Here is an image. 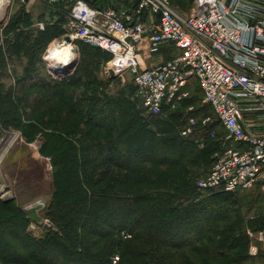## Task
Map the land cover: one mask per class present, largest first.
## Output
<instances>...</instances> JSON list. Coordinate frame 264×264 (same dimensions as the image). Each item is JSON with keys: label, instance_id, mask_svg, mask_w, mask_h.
I'll list each match as a JSON object with an SVG mask.
<instances>
[{"label": "rangeland", "instance_id": "obj_1", "mask_svg": "<svg viewBox=\"0 0 264 264\" xmlns=\"http://www.w3.org/2000/svg\"><path fill=\"white\" fill-rule=\"evenodd\" d=\"M119 1L120 0H115L113 4L109 5H117L119 3L116 2ZM124 3L125 2L123 0L122 4L124 5ZM18 5V9L22 8L19 10L21 14L23 11L27 12L30 14L29 16H31L30 19H26L25 21L23 18H18L15 22L13 21L10 23L8 31H2L6 23L8 21L11 22L10 18L14 14L13 11L18 7ZM172 5L178 12L186 14L190 12L192 0H172ZM69 9L70 4L66 2L56 3L47 2L45 0H31L29 4H25L20 0H9L3 12L0 14V50L5 52L8 50V52L10 51L12 55L10 66L8 68L9 77L4 78V83L11 85L14 83L13 80L16 74L20 75L28 70L31 72L27 80L21 81L18 87L19 90H17V96L21 97L22 102L18 103L16 106L17 108L21 107L24 109V113H22L23 116L18 115L17 123H21L23 125H18L19 130L12 126L3 129L1 128V125L4 123L2 119L7 121L10 118V123L12 125L16 124V120L14 119V116H12L13 113H6L2 116L0 115V124L2 123L0 125V138L3 140L1 142L2 144H0V149L6 145L5 143L8 139L18 135L19 133L21 135V129L25 132L31 130L32 123H28L27 118H29L28 120L36 121L40 119V129L34 130L33 132L30 131L32 132L30 136L33 139L32 144L35 149H40L42 144H46L47 153L51 156L50 158L49 156L42 155V165L47 168V184L45 185L44 182H42L40 189L41 195L32 197L33 200H25L29 197L28 194L18 192L16 195L15 191H13L11 187L6 185L0 186V264H62L63 262H65L64 264H73L67 255V259L62 257L64 256V253L60 252V250L56 248L55 244H51L46 241V246L48 247H44L41 244L42 242L38 243L35 241V243L31 240L33 238L39 239L44 236L46 237L47 231H49L50 228L56 231L55 226L52 225L50 217L47 216V212L51 209L50 212L52 215H56L57 211H60L59 209H61L58 205L57 207L55 206L57 197L54 194L55 190L52 181L53 170L55 167L59 169V165L54 166V162L55 159L58 160V156L61 157V155L56 156L60 147L65 148L72 142H81L82 145H85L82 149H86L88 152L90 151V154L93 153L92 155H94V140L98 142L99 140H104L108 144L111 143L112 146L114 145L113 147L114 150L116 147V153H120L119 155H122V144L124 146L127 144L131 147H137L143 151L145 155L141 153V157L146 155L150 156L149 161L140 163V166H143L145 170H155V172L167 173L171 170V160L179 157L177 153H179L181 148L184 146L181 145V148H179L172 142L169 143L170 141L168 140L170 137H174L176 139L178 134L177 130L182 127L180 123L181 115H178L176 120L175 117L172 119V122H174L173 126L172 124L168 126L167 124H163V122L159 121V117L147 114L142 108L141 100L136 95L132 77L127 73L123 76L117 77H111L105 74L103 67L104 61L93 57V55L87 56L85 53L83 54L79 51V47L77 45L78 41L71 38L70 30L66 25V22L63 25L65 33L52 40L44 48L40 56L35 55L32 62H29L25 58L24 53H28L29 51L26 43L29 40L31 33L34 32L36 28H39L37 25V22H39L38 15H43V20L41 21L43 24L45 22H53L57 20L60 14H64V18L67 20ZM19 19H22V22H17ZM29 22L31 23V25L28 26L29 28L26 26L25 28H22V25H19ZM64 44L73 50L75 57L70 62L64 64V67L68 65L64 72L58 73L57 71L52 70L55 69L51 66L54 64V61L47 59L46 54L48 50H51V48L54 47V45ZM175 53L176 51H173L160 61L163 62L170 59ZM38 70L40 71L38 72ZM74 70H76V76L71 77ZM38 76H40V78H38ZM52 78L55 80H62L61 82L64 83L58 88L57 92L60 91V95H56V92L53 90H47L54 87L53 85L51 86V83L49 82V79ZM74 79L77 80L76 84L70 85V82ZM30 84H32L31 87L28 86ZM189 91V98L181 103V106L183 107L182 109H184L185 106L190 105L199 107L201 104V91H199L196 84L190 86ZM36 93H38L40 98L43 96L42 100L46 99V97L47 100L40 111L38 110L34 112L35 102L33 101V97ZM73 93H78L79 98L80 96L82 97V99L80 98L78 101H83L82 103L78 102L75 106L76 112L68 109L69 105L71 106V101L66 98L68 94ZM88 93L93 94V98L95 96L94 100L91 99V102L85 99V96ZM132 104H134V106ZM202 109L204 116H209L213 122H216V119H214V113L210 110V108L205 106L202 107ZM135 111H137V113ZM86 112L87 116L83 118V114ZM91 113L93 114L88 116ZM134 116L140 117L141 120L136 119ZM95 122L102 123L101 125L105 126L104 129L98 130L100 137H95L92 134H90V136H85V132L80 130V128H84L87 132V129H89L88 125L92 126ZM147 123L150 125H146ZM147 126L150 129L152 128L158 134H153L154 136L150 135L148 130L145 128ZM216 129L219 130V132L221 130L218 127H216ZM39 131L42 133L40 134ZM205 140L206 137L200 135L199 133L196 140H194L197 145L194 144V149L190 148L194 150L195 153L186 152L185 157L178 161H181L182 163L190 161V159L196 155V150L204 147ZM76 147H78L77 144ZM107 153L108 150L103 149L101 162L106 160ZM123 156L125 159H129L127 154L123 153ZM203 156V161H205L204 163L201 162L200 164V161H196L195 164L190 165L191 167H189V169L194 172V177L204 173L210 166L209 155L207 154L206 156ZM133 157L137 158L139 156L136 155ZM117 159L119 160V158ZM69 165L72 166L73 163H66L65 172L68 174H70L71 171ZM106 167L110 168L111 172L106 175L103 182L98 184L96 187L97 190L107 183H111V181L114 184L116 180H119V175L124 173L123 170L118 169L116 166H113L110 163H104L95 171L94 176L98 175L100 171L104 170ZM67 177L70 178V175H67ZM153 178L154 176L148 181H151V184L146 182L143 187L147 189L151 188V186L155 183V181L152 180ZM32 186L38 187V183L34 185L33 181ZM14 196H17V200H13ZM231 198L239 204L238 207L234 206V203L228 205L225 202L217 201L214 203L215 209L211 214L217 215L220 211L219 208H223V211H227L232 215L230 222H233V216L235 214H240V217L243 219V225L241 228H238L234 234L236 235L240 231L241 236L238 238H245L247 242L245 252L238 253L237 251L239 249L225 253L184 252V257L180 258L178 261L179 264H264V239H258V231L264 230V187L262 188L259 186L246 191H238L236 193H232ZM41 201L45 203V206L37 212L42 219L41 223H37L29 219L26 208ZM1 203L6 204L8 209L2 210ZM20 205L22 208H20ZM52 205L53 207H51ZM230 210H234V212ZM18 213H21L20 216L23 218L24 223L27 224L25 229L16 226V221L18 220L17 217H20ZM140 213L141 211L135 209L134 207L129 212L126 210V215L128 214V222L123 221V216L122 221L120 220L119 223H124L127 228H123L120 230L121 232L119 231L120 233L115 234L114 236L101 237L99 245L97 249H95L96 252H99V255L103 257L108 254V252L114 250V252L108 257L109 260H111V264H118L119 262L120 264L129 263L131 260L129 256L124 257L122 262L119 257H122L125 245L128 246L130 243H134L132 238H130L132 237V228L133 232L136 233L141 232L142 229L144 231V228L141 229L139 227H135L137 222H141V226L145 224L142 223L145 219V215H143V217L141 215L140 217ZM115 215L117 216L114 217ZM119 215V213L113 214L111 215L112 217L107 220H115L117 217L121 218ZM207 215L209 217V214ZM57 219H59V217H57ZM12 220H14L13 222L15 224L8 223ZM68 220L72 222V229L75 233L77 232L78 235L81 230H79L77 226L82 220L80 211L78 212L77 210H73L72 212L71 209ZM112 221L113 220H111V222ZM92 223L93 222L91 220L87 221V225L85 227L87 228V226H91L90 224ZM105 224H107V222L103 223L101 226L102 228L100 227L101 232H110V229L106 227ZM115 224H118V222ZM118 237H121L124 243L122 246L117 245L115 247L113 245L114 242H116L114 238L117 239ZM39 244H41V246ZM67 246L69 250L73 249L71 243H68ZM101 249H106L108 252H100ZM115 256L118 258H116V262L113 263L112 258L115 259ZM87 262L90 263V261Z\"/></svg>", "mask_w": 264, "mask_h": 264}, {"label": "built area", "instance_id": "obj_2", "mask_svg": "<svg viewBox=\"0 0 264 264\" xmlns=\"http://www.w3.org/2000/svg\"><path fill=\"white\" fill-rule=\"evenodd\" d=\"M45 1L70 4L71 38L109 52L105 74H129L147 114L177 110L196 84L201 104L185 106L179 133L195 138L205 132L220 145L196 181L199 190L264 187V0H193L186 14L171 0ZM166 46L176 51L170 59L145 62ZM203 106L216 122L203 115Z\"/></svg>", "mask_w": 264, "mask_h": 264}, {"label": "trees", "instance_id": "obj_3", "mask_svg": "<svg viewBox=\"0 0 264 264\" xmlns=\"http://www.w3.org/2000/svg\"><path fill=\"white\" fill-rule=\"evenodd\" d=\"M21 9L22 8L18 9L12 15L10 18L11 22L8 21L2 31H8L10 23L13 21L15 22L18 18H23L25 21L26 19H30V14L25 11L21 14L19 11ZM64 17V14H60L57 20L53 22H45L42 29L36 28V30L31 33L29 40L26 43L29 51L28 53H24L25 58L29 62L34 60L35 55L40 56L44 48L52 40L65 33L63 25L66 20ZM38 19L39 21H42L43 15L39 14ZM17 22H22V19H19ZM19 25H22V28H25V26L29 28L28 26H30L31 23H22ZM77 45L79 47V51L83 54L85 53L87 56L93 55V57L99 58L104 62L109 60L111 57L109 52L102 50L99 47L92 45H90L92 46L90 47L89 44L79 40ZM11 57L12 55L10 51L8 52L7 50L5 52L0 50V115L2 116L6 113H13L12 116H14L16 124L12 125L9 118L7 121L2 119L4 123H1L2 125H0L3 129L12 126L19 130L18 125L21 123H17V118L18 115L23 116L22 113H24V109L21 107L17 108L16 106L18 103L22 102L21 97L17 96V90H19L18 87L21 81L27 80L31 72L30 70H23L25 72L22 74H16L15 77L13 76L14 83L11 85L4 83V78L9 77L8 68L10 66ZM39 71L40 70H38V72ZM75 74L76 70L72 72L71 77L76 76ZM38 78H40V76H38ZM61 81L62 80H55L53 78L49 79L51 86L53 85L54 87L47 90H53L56 92V95H60V91H57L58 88L64 84ZM76 82L77 80L74 79L70 82V85H75ZM31 85L32 84L28 86L31 87ZM78 93L68 94L66 97L69 101H71V106L67 103L69 105L68 109H71L73 112H76L75 106L77 103L83 102L81 100L78 101L80 98L82 99L81 96L79 98ZM33 98V101L35 102L34 112L38 110L40 111L42 106H44L47 97L42 100L43 96L40 98L38 93H36ZM94 98L91 93H88L85 96V99L89 102H91V99L94 100ZM132 105L134 106V104ZM182 108L183 107L180 105L177 110H165L161 114L155 115V117H159L158 120L163 122V124H167L168 126L172 124L173 126L174 122H172V119L175 117L176 120L178 115H181L180 123L183 127L185 119ZM135 112L137 113V111ZM85 116H87V112L83 114V118ZM135 118L141 120L140 117ZM28 119L29 118H27V122L32 123V128L26 132L21 129V135L25 138V140L31 142L33 139L30 136L34 130L40 129L41 120L39 119L36 121ZM101 124L102 123L95 122L92 126L88 125L89 129H87V132L84 128H80V130L85 132V136H90V134H92L95 137H100L98 130L105 128V126ZM146 125L149 126L150 124L147 123ZM148 126L145 128L148 130L150 135H155L157 132H155L152 128H148ZM181 128L177 130L178 134L176 139L174 137L168 138L170 141L169 143L172 142L179 148H181V145L184 146L181 148V151L177 153L179 157L171 160V170L167 173L155 172V170H145L143 166H140V163L149 161L150 156L146 155L141 157V153L144 154L143 151L137 147H131L127 144H125V146L122 144V155H119L120 153H116V147L114 150V145L112 146L111 143L108 144L104 140H99V142L94 140V155H92L93 153L90 154V151L88 152L86 149L83 150L82 147L85 145H82L81 142H72L65 148L60 147L56 156L61 155V157L58 156V160L55 159L54 162V166L59 165V169L55 167L53 170L52 181L55 190L54 194L57 197L55 206L57 207L58 205L61 209H59L60 211H57L56 215H52L50 212L51 209L47 212V216L50 217L52 225L55 226L56 231L50 228V230L47 231L46 237L44 236L39 239L33 238L31 239L32 242H42L41 244L44 247L47 242L55 244L56 248L60 250V252L64 253V256L62 257L66 258L68 256L69 260L73 264H87V261H90L88 264H111V260H109L108 257L114 252V250L108 252L106 249H101L100 252H108V254L101 257L99 255L100 253L96 252L95 249H97L101 237L114 236L115 234L120 233V230L123 228H127L124 223L121 224L119 221H122L124 216L123 221L128 222V214L126 215V210L129 212L134 207L135 209L141 211L139 214L140 217L141 215L142 217L145 215V219L142 221V223L145 224L141 226V222H137V225L135 226L136 228H144V231L142 229L141 232L136 233L133 232L132 228V237L130 238H132L134 243L124 246L122 257H119L121 262L124 257L129 256L131 263L129 262L127 264H179L178 261L180 258L184 257V252L225 253L231 252L235 249H239L237 251L238 253L245 252L247 248L245 238H238L241 236L240 231L238 234H234L236 233L235 231L243 225V219L240 217V214L237 213L233 216L234 223L230 222L232 215L227 211H223V208H219L220 211L217 215L211 214L215 209L214 203L217 201L225 202L228 205L234 203L233 205L238 207L239 204L231 198L232 193L236 192L209 189L199 190L196 186L197 179L208 172L214 160L212 157L213 152L220 147L219 142L210 138L205 132L200 131H196L194 136L195 138L182 137L179 133ZM39 133L41 134L42 132L39 131ZM199 133L200 135L206 137L204 147L197 149L196 155L190 159V161L186 163L178 161L185 157L186 152L195 153L192 149L195 148L194 144L196 143L194 140H196ZM222 133V129L220 132L217 130L218 136ZM76 144L78 147H76ZM103 149L108 150L106 160H104L105 162H101ZM40 152L43 156H49L51 158V156L47 153L46 144L41 145ZM123 153L127 154L129 159H125ZM207 154L210 157V166L208 170L194 177V172L189 169V167H191L190 165L195 164L196 161H200V164L201 162L204 163L205 161H203V155L206 156ZM136 155L139 157H133ZM117 158H119V160ZM68 162L73 163L72 166L69 165L71 168L70 174L65 172L66 163ZM104 163H110L118 169L123 170L124 173L119 175V180H116L114 184L111 181V183H107L97 190L96 187L98 184L103 182L106 175L111 172L110 168L106 167L102 170L103 172L100 171L98 175L94 176L95 171ZM66 174L70 175V178H68ZM153 176L154 178L152 180L155 181L154 185L148 189L144 188L143 185L151 180ZM148 183L151 184V181ZM1 207L2 210L8 209L6 204L3 203H1ZM51 207H53V205ZM71 209L72 212L73 210H77L78 212L80 211L82 216V220L77 226V228L81 230L78 235L77 232L75 233L72 229V222L68 220ZM230 211L234 212V210ZM118 213L121 218L117 217L119 219H111L113 220L112 222L111 220H107L112 217L111 215ZM20 214L21 213H18L19 216ZM207 214H209V217ZM116 216L117 215L114 217ZM57 217H59L60 220L57 219ZM17 218L18 220H15L16 226L25 229L27 224L24 223L23 218L21 216ZM90 220L93 223L90 224L91 226H87L86 228V222ZM13 221L14 220L8 223H14ZM105 221L107 222L105 226L110 229V232H101L100 230L103 223H106ZM116 222H118V224H115ZM114 240L116 241L113 244L115 247L117 245L122 246L124 243L121 237H118L117 239L114 238ZM68 243L72 244L73 249L69 250L67 246ZM41 244L39 245L41 246ZM64 263L65 262L62 264ZM118 264H120V262Z\"/></svg>", "mask_w": 264, "mask_h": 264}, {"label": "crops", "instance_id": "obj_4", "mask_svg": "<svg viewBox=\"0 0 264 264\" xmlns=\"http://www.w3.org/2000/svg\"><path fill=\"white\" fill-rule=\"evenodd\" d=\"M30 1L25 0L23 3L29 4ZM114 1L101 0L100 2L105 5L106 3L113 4ZM19 5L18 7L16 6L17 8L13 11L14 13L18 10ZM173 51L171 47L166 46L150 58H145V62L149 64L152 61L162 64L160 60H163V58ZM2 141V138H0V144H2ZM32 143V141L25 140L19 133L8 139L5 143L6 145L0 149V186L6 185L11 187L16 195L18 192L28 194L29 199L25 200H33L32 197L41 195L42 182L45 185L47 184V168L42 165V153L40 149H35ZM33 181L34 185L38 183V187L32 186ZM14 199L17 200V196H14Z\"/></svg>", "mask_w": 264, "mask_h": 264}, {"label": "bare ground", "instance_id": "obj_5", "mask_svg": "<svg viewBox=\"0 0 264 264\" xmlns=\"http://www.w3.org/2000/svg\"><path fill=\"white\" fill-rule=\"evenodd\" d=\"M8 1L9 0H0V14L3 12ZM46 56L47 59L54 61V64L51 66L61 71L63 70L62 68H64V64L70 62L75 57V54L69 46H65L64 44L54 45L51 50H48Z\"/></svg>", "mask_w": 264, "mask_h": 264}, {"label": "water", "instance_id": "obj_6", "mask_svg": "<svg viewBox=\"0 0 264 264\" xmlns=\"http://www.w3.org/2000/svg\"><path fill=\"white\" fill-rule=\"evenodd\" d=\"M66 67H68V65L67 66H65L63 69L64 70H61V71H58L55 67H53V68H55V69H52V70H55V71H57L58 73L59 72H64L65 71V69H66ZM109 75L111 76V77H114V74L112 73V72H109ZM44 206H45V203L44 202H37V203H35V204H33V205H30V207L28 206L27 208H26V212H27V215H28V217L31 219V220H33L34 222H37V223H41V217L39 216V214L37 213L39 210H41V209H43L44 208Z\"/></svg>", "mask_w": 264, "mask_h": 264}]
</instances>
